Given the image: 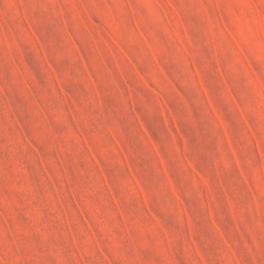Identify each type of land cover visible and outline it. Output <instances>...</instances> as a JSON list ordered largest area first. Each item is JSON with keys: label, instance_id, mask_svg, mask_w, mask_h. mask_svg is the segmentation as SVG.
Returning <instances> with one entry per match:
<instances>
[{"label": "rangeland", "instance_id": "374dc122", "mask_svg": "<svg viewBox=\"0 0 264 264\" xmlns=\"http://www.w3.org/2000/svg\"><path fill=\"white\" fill-rule=\"evenodd\" d=\"M0 264H264V0H0Z\"/></svg>", "mask_w": 264, "mask_h": 264}]
</instances>
